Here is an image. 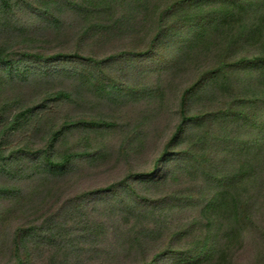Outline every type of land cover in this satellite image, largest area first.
<instances>
[{
	"label": "trees",
	"instance_id": "1",
	"mask_svg": "<svg viewBox=\"0 0 264 264\" xmlns=\"http://www.w3.org/2000/svg\"><path fill=\"white\" fill-rule=\"evenodd\" d=\"M23 5L49 26L62 25V12L73 8L83 22L78 44L96 36L131 47L87 55L45 45L16 51L9 29L26 35L27 28L6 15ZM0 32V202L51 192L81 158H96L79 144L61 150L70 133L79 139L115 127L68 114L37 125L35 133L44 128L40 146L24 139L9 148V139L37 119L36 106L11 113L15 87L65 77L73 86L49 92L45 101L86 96L126 105L158 103L171 84L185 81L178 122L170 135H158L162 150L150 167L142 158L149 132L138 124L121 145L116 176L55 191L58 201L15 228L0 264H34L46 246L50 256L40 264H77L83 246L93 258L122 264L128 254L136 264H235L233 253L257 225L251 191L264 188V0H0ZM194 172L202 176L199 185L181 189ZM25 182L34 184L29 193ZM8 215L9 208L0 209V237Z\"/></svg>",
	"mask_w": 264,
	"mask_h": 264
},
{
	"label": "rangeland",
	"instance_id": "2",
	"mask_svg": "<svg viewBox=\"0 0 264 264\" xmlns=\"http://www.w3.org/2000/svg\"><path fill=\"white\" fill-rule=\"evenodd\" d=\"M16 1V0H13ZM21 2V1H20ZM15 13L8 11L6 18L11 21V24L17 27H26L27 32L23 35L9 29L10 39L15 41L13 45L16 46V51L30 50L35 51L41 45L52 51H73L80 50L82 55H87L91 52H105L109 53L113 50H127L132 42L128 44L124 40L105 41L103 38L96 36H87L89 39L83 42L82 45L76 43V37L82 33L83 22L76 16L73 8H66L62 12L63 24L59 26H49L41 22L33 9L28 6H21L16 8ZM3 32H0V34ZM91 34V33H90ZM0 39H3L1 37ZM15 39V40H14ZM9 40V41H11ZM40 82H34L31 79L28 83L22 86H17L12 90L14 105L12 114L18 112L22 108L37 107L35 113L37 114L36 123L34 127L22 130L17 136L11 137L7 143V147L15 148L22 143L24 139H32L37 146L44 137V128H41L35 133V128L41 122H60L65 115L73 117H87L95 121H104L112 123L113 128H101L95 131H90L87 134L73 132L70 133L67 140L60 146V149L73 147L79 144L81 151H96V158H81L77 163V168L64 178L58 179L59 181L52 186L51 192L49 188L41 189L39 193L28 197L27 195L17 202L8 203L0 202V209L9 208V215L6 217L3 229L1 230L0 237V262L6 257L7 252L11 247L12 232L20 225L29 222L30 220L39 216L42 212L46 211L52 204L58 201V196L54 195L55 191L60 190L63 186L68 188H76L77 184L83 181L86 185L93 183H100L110 180L116 176L117 171L115 168L120 166V155L118 154L121 145L125 141L127 134L135 131L141 124V130H146L149 133L145 134L147 140L150 142L144 148L143 159H145L146 166L150 167L152 161L160 154L162 150V140L158 141V135L164 137L170 135L178 122L175 112L177 96L182 90L185 81L175 82L171 84L170 89L167 91V96L161 97L157 102L138 101L124 105L122 101H113L107 99H97L84 96V99L76 103H52L45 101L49 92H54L58 89H69L73 84L70 80L63 77L59 81L54 77L38 78ZM73 86V85H72ZM1 105V102H0ZM11 114V115H12ZM41 120V121H40ZM40 121V123H39ZM143 121V122H140ZM42 125V124H41ZM140 130V131H141ZM32 134V135H31ZM89 134V135H88ZM82 135H88L87 145L82 143ZM29 137V138H26ZM151 140H153L151 142ZM230 163H225L227 167ZM196 177H187L181 189L190 188L191 186H198L200 183L199 177H202L194 172L192 174ZM24 192L29 193V188H33V183L25 182L22 184ZM252 194L256 195L252 198L255 210L256 227L250 229L245 235L243 243L238 250H236L232 257L235 264H264V188L261 192L253 190ZM258 193V194H257ZM75 196V195H74ZM190 215L185 216L188 217ZM193 215L191 214L190 217ZM72 224V223H71ZM111 233L117 234L119 232L117 225L109 224ZM124 238V237H123ZM128 239V238H127ZM108 243H115L110 240ZM103 248H110L101 245ZM82 252H78L80 262L77 264H122L123 260H110L108 258H93L90 247L83 246ZM51 249L46 246L40 249L41 260L34 264L46 263L49 259ZM115 255L126 257V254L121 251H115ZM128 254L127 264H136L139 259L131 257Z\"/></svg>",
	"mask_w": 264,
	"mask_h": 264
}]
</instances>
